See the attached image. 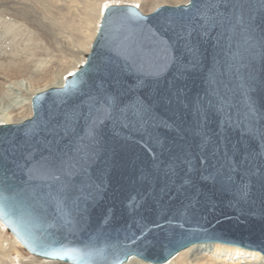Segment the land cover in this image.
Returning a JSON list of instances; mask_svg holds the SVG:
<instances>
[{"label":"water","instance_id":"obj_1","mask_svg":"<svg viewBox=\"0 0 264 264\" xmlns=\"http://www.w3.org/2000/svg\"><path fill=\"white\" fill-rule=\"evenodd\" d=\"M0 219L71 264L264 254V0L109 6L85 63L0 125Z\"/></svg>","mask_w":264,"mask_h":264},{"label":"bare ground","instance_id":"obj_2","mask_svg":"<svg viewBox=\"0 0 264 264\" xmlns=\"http://www.w3.org/2000/svg\"><path fill=\"white\" fill-rule=\"evenodd\" d=\"M70 1L73 7L74 3L81 4L84 16L79 25H83L78 29L75 20L68 19L65 13L74 11L71 4L67 5L69 0H0V106L5 103L0 108V125L21 123L31 118L33 97L50 88L63 86L67 77L85 63L109 6L129 4L149 14L161 6L186 4L189 0ZM47 2L59 11L52 13L54 11L48 10L58 29L54 27V35L47 36L49 41L45 42L44 35L42 37L39 32L43 29L34 26L29 19L36 14V9L45 7ZM58 13L61 15L56 16ZM69 26L78 30L79 35H68L64 29ZM47 29L50 31L51 27ZM26 31V40L21 39ZM40 39L41 42L38 41ZM68 46H75L79 51L68 52ZM16 90L19 93H15ZM7 230L8 227L0 219V264H71L48 258L25 257L19 248L21 241L15 235L13 238L5 237ZM123 264H264V254L220 242L197 243L180 250L164 263L132 256Z\"/></svg>","mask_w":264,"mask_h":264},{"label":"rangeland","instance_id":"obj_3","mask_svg":"<svg viewBox=\"0 0 264 264\" xmlns=\"http://www.w3.org/2000/svg\"><path fill=\"white\" fill-rule=\"evenodd\" d=\"M62 2H65V1H62ZM68 4H71L72 5V7H71V9H74V11L73 12H65L66 13V15H67V17H68V19H71V20H75V22H76V24H77V27H76V29H78V27L79 26H82L83 25V23H82V25H79L81 22H82V19H83V14H82V10H81V7H80V5L81 4H78V3H74V7H73V4H72V2L69 0V2H67V5ZM79 5V6H75V5ZM44 6L45 7H43V8H40V9H36L35 10V13L36 14H34V16H33V18L30 20L29 19V21L30 22H32L33 24H34V26H38L40 29H43V30H39V32L42 34V37H43V35H44V39H45V42L47 41H49V36H51V34L52 35H54V33H55V31H54V27H55V29H58V26L56 25V23H55V19L54 18H52V15L50 16V14H49V11H50V9L52 10V11H54V12H52V13H55V12H57V11H59V10H57L56 8H54L50 3H45L44 4ZM49 10V11H48ZM66 11V10H65ZM44 12V13H43ZM64 14V13H63ZM61 14H57L56 16H60ZM54 20V21H53ZM70 20V21H71ZM28 25H30V24H28ZM31 26V25H30ZM49 27H51V30L50 31H47L48 29L47 28H49ZM70 28H65L64 30L66 31V33L68 34V35H70V36H77V35H79V31L78 30H76L73 26H69ZM33 30V29H32ZM33 31H36L35 29L33 30ZM24 34L25 35H22V37H24V38H22L21 37V39H24V40H26V36L28 35V32L26 31V32H24ZM48 36V37H47ZM17 38L19 39L20 38V34H18L17 35ZM30 41H32V40H29V42ZM39 42H41V39L40 40H38ZM68 52H71V53H77L79 50H78V48L77 47H75V46H68L67 47V49H66ZM81 55L83 56V54L81 53ZM80 55V56H81ZM15 93H17L18 91L16 90V91H14ZM19 93V92H18ZM21 96V95H20ZM5 103H3L1 106H0V108H2L3 107V105H4ZM5 237H10V238H13V237H15L14 236V234L13 233H11L9 230H7V232L5 233ZM19 248H20V250L22 251V253H23V255L25 256V257H32V258H38V259H41V260H43V259H45V258H41V257H37V256H35V255H33V254H31V253H29L25 248H23V245L21 244V245H19ZM57 262H59V261H57ZM61 263H65V262H62V261H60Z\"/></svg>","mask_w":264,"mask_h":264}]
</instances>
